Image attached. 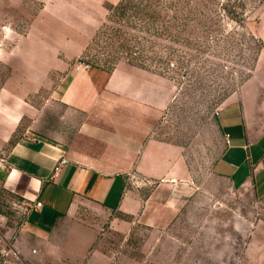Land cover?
Instances as JSON below:
<instances>
[{"label":"crops","instance_id":"1","mask_svg":"<svg viewBox=\"0 0 264 264\" xmlns=\"http://www.w3.org/2000/svg\"><path fill=\"white\" fill-rule=\"evenodd\" d=\"M36 23L24 34L4 36L14 39L7 51L13 73L8 83L31 96L42 94L38 104L15 94V109L8 114L0 95L3 143L29 120L3 159L6 185L27 204L3 264L107 263L109 254L98 246L105 222L126 229L133 225L128 216L136 223L149 208L145 202L153 205L164 189L169 218L181 210L182 198L188 204L202 197L207 185L217 192L226 186L231 197L250 193L264 200V107L255 96L232 94L218 108L221 148L197 181L185 146L159 137L176 96L171 78L127 61L112 69L75 70L73 60L81 52L67 49L69 42L57 34L34 30ZM62 157L68 162L56 171ZM132 173L145 184L155 182L156 197L144 199L129 189ZM37 201L42 206H35ZM232 211V228L242 236L253 222ZM159 216L152 212L149 223L156 225Z\"/></svg>","mask_w":264,"mask_h":264},{"label":"rangeland","instance_id":"2","mask_svg":"<svg viewBox=\"0 0 264 264\" xmlns=\"http://www.w3.org/2000/svg\"><path fill=\"white\" fill-rule=\"evenodd\" d=\"M36 21L34 30L57 34L69 42L67 49L81 52L73 63L112 69L127 61L171 78L176 96L161 120L159 137L185 146L197 181L221 148L216 113L223 102L232 94L255 96L264 107V0H0L5 53L0 95L6 114L15 109V94L27 100L31 94L8 83L13 73L7 51L14 39L4 36L24 34ZM41 94L31 101L38 104ZM28 121L23 119L10 142L0 137V264L27 214L23 198L5 183L3 159L24 136ZM156 187L155 182L129 184L148 200L156 197ZM164 190L153 205L145 202L149 208L136 223L128 216L133 225L126 229L105 222L98 246L110 259L98 264H264L263 199L250 193L231 197L226 186L217 192L207 185L201 187L202 197L188 204L182 198L181 210L169 218ZM234 209L253 222L242 236L231 225ZM152 212L160 214L156 225L149 223ZM4 233L9 237L3 239Z\"/></svg>","mask_w":264,"mask_h":264},{"label":"built area","instance_id":"3","mask_svg":"<svg viewBox=\"0 0 264 264\" xmlns=\"http://www.w3.org/2000/svg\"><path fill=\"white\" fill-rule=\"evenodd\" d=\"M91 66L92 65L90 63H88V62H86L84 60H78V61H76V63H74V69L75 70H80V69L88 70V69L91 68ZM227 141L229 142V140H227ZM67 162H68V159L65 158V157H62L59 160V163L57 164V166L55 168L56 171H58L61 168V166L63 164H65V163H67ZM130 176H131V180L134 181L135 183H138V184H140V182L146 183L143 178H141L139 175H137L135 173H132ZM35 206H37V207L38 206H42V202L41 201H37Z\"/></svg>","mask_w":264,"mask_h":264},{"label":"clouds","instance_id":"4","mask_svg":"<svg viewBox=\"0 0 264 264\" xmlns=\"http://www.w3.org/2000/svg\"><path fill=\"white\" fill-rule=\"evenodd\" d=\"M37 183H39V182H37Z\"/></svg>","mask_w":264,"mask_h":264}]
</instances>
